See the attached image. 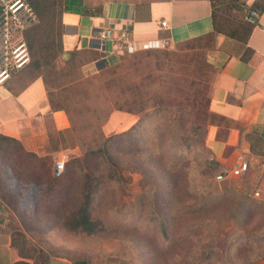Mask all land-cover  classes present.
Returning a JSON list of instances; mask_svg holds the SVG:
<instances>
[{"label":"rangeland","instance_id":"rangeland-1","mask_svg":"<svg viewBox=\"0 0 264 264\" xmlns=\"http://www.w3.org/2000/svg\"><path fill=\"white\" fill-rule=\"evenodd\" d=\"M23 39L30 52L24 35ZM195 46L201 51L200 55L184 57V47L180 46L179 49L159 48L155 52L142 54L143 60L150 62V67L145 68L159 76L152 88L160 89L172 62L177 66L188 63L201 65L209 51L203 49L200 42ZM170 50L173 51L171 55L167 53ZM133 55L128 56L130 66L135 61L133 57L136 55ZM58 58L46 70L47 79L45 75L37 77L31 71V52L21 68H17L18 63L13 57L7 60L0 58V70L5 68L6 62L10 73L6 83L12 82L11 88L17 93L39 78L47 81V93L48 88L49 91L55 87L64 90L57 96L66 99L70 105L74 124L86 143L91 144L97 129L103 130L105 136L124 132L126 129L115 130L122 125L119 120L110 121L111 115L106 118L108 104L105 98L109 96L111 100L114 99L116 91L108 90L101 84L99 73L109 67L96 72L95 77L90 78L92 83L86 85L83 80L86 76L81 77L79 69L83 59L78 56L69 62V59ZM134 68L132 66L130 69ZM109 71L101 74L104 79L111 74ZM139 72L144 74L141 70ZM212 76H209V81ZM133 78L139 79V75ZM202 87L204 92L208 90V87ZM83 89L88 95L82 92ZM88 96L91 97L89 103L104 109L99 122L93 120L92 114V120L83 116L86 113L80 114L87 110L83 108L88 103ZM201 114L197 113L191 118L195 122L182 125L181 128L169 124L163 113H151L148 116L137 114L139 118L134 124L137 131L132 133V138L121 136L113 139L117 141L116 161L123 177L122 181L103 177L101 190L94 194L91 212L95 218L103 221L104 226L102 232L96 234L75 232L63 224L70 211L83 201L79 194L74 197L81 177L69 182L65 180L60 189L51 188L42 163L35 162L29 168L28 160L13 151L1 154L0 210L5 213L16 246L36 259V262L46 258L37 257L38 249H43L48 258L70 257L88 264H180L183 260L187 264H256L264 260L263 208L259 205L255 207L253 226L249 218L253 213L249 211L250 201L244 199L239 208L234 202V197L242 198L237 192L243 193L244 198L250 197L262 203L264 197L255 194L257 188L249 183L247 173L221 180L217 178L223 169H217L211 163L212 155L205 141L207 124ZM106 124L107 130L104 129ZM43 125L46 141L42 146H38L37 140L30 142L24 139L22 143L40 155H51L56 150L52 158L44 157V164L48 163L49 171L55 177V161L60 158L68 161L71 155L83 154L86 145L77 142L70 128L65 136L70 144L67 142L69 149L62 148L63 143L57 144V138H54V143L51 142L56 136H51L52 129ZM104 168L109 173V165L106 164ZM170 168L179 177L178 195L175 192L168 194ZM58 192L59 196H56ZM224 201L230 203L222 206ZM217 205L216 211H205L206 207ZM161 223L168 228V237L161 231ZM254 227L256 231H253ZM173 234H176L177 243L182 238L180 245H173L176 241Z\"/></svg>","mask_w":264,"mask_h":264},{"label":"crops","instance_id":"crops-1","mask_svg":"<svg viewBox=\"0 0 264 264\" xmlns=\"http://www.w3.org/2000/svg\"><path fill=\"white\" fill-rule=\"evenodd\" d=\"M84 4L98 13L62 14L63 52L58 59H70L72 52L79 53L86 75L120 62L126 54L113 39L101 40L99 34L103 29L110 28L116 34L125 27L137 43L166 39L168 48L214 31L211 0H84ZM246 4L249 7L254 0H246ZM254 23L248 42L215 32L214 47L208 52V61L216 68L208 83V108L219 120L227 122H209L205 141L212 158L223 169L248 163L245 173L249 183L257 188L255 194L264 197V10ZM248 47L254 52L249 59H244ZM11 83L0 84L1 134L20 141L37 140L38 146H42L46 141L43 124L52 129L51 136L69 132L67 113L53 109L50 104L47 81L39 78L19 93L11 88ZM138 118L137 114L115 110L110 121L119 120L122 125L115 130H124ZM21 260L36 263V259L20 254L5 213L0 210V264ZM50 264L72 262L67 257L56 256ZM256 264H264V260Z\"/></svg>","mask_w":264,"mask_h":264},{"label":"trees","instance_id":"trees-1","mask_svg":"<svg viewBox=\"0 0 264 264\" xmlns=\"http://www.w3.org/2000/svg\"><path fill=\"white\" fill-rule=\"evenodd\" d=\"M33 11L35 12L37 18L36 21L27 27L23 31L30 52L32 54V63L30 64L31 71L37 74V77L42 75L46 76V70L53 63L55 64L56 59L63 52L62 44V34H63V23L62 14L64 12H75V13H87L96 14V10L92 11L85 4L84 0H27ZM213 4V16H214V31L208 33L207 35L196 37L190 40H186L178 43L174 49H179L178 46L184 47L183 56L188 57L189 55H200L201 51L195 46L199 42L202 43L203 49L209 51L214 47L215 32L225 34L227 36L236 38L238 40L248 42L249 37L254 29L255 23L249 21L246 18V14L249 9L255 8L261 13L264 10V0H254V4L247 6L246 0H211ZM154 50H140L130 54L126 53L120 62L112 65H107L104 68L109 67L111 73L108 78H103L101 74L106 73V69L99 73L102 81L108 90L116 91L114 93V99H110L109 96L105 98L108 104L106 109V118L109 117L115 110L124 111L132 114H143L142 116H148L151 113L165 114V119L167 122L172 123V125H177L181 128L183 125H188L195 122L191 118L196 116L197 113L201 112L205 117V122H220L226 123V120H219L213 113L209 111V97L208 90L204 92L202 86L208 87L210 82L208 79L215 72V66L208 61V54L205 55L203 65H190L189 63L185 66H177L176 63L172 62L169 65V70L163 77L160 84V89H153V83L158 79L159 76L155 75L150 69H146L145 66L150 67L147 61L143 60L142 54H147L150 52H155ZM181 50V48H180ZM173 51H168L169 55ZM193 52V53H190ZM253 49L247 48L244 53V59H249L253 54ZM136 55L135 61L132 62L131 66L128 65V56ZM133 55V56H134ZM80 57L79 53L72 52V57L68 60L69 62L74 61L77 57ZM81 58V57H80ZM83 61L80 62L79 69L81 70V77H85L84 82L86 85L92 83V79L97 73L84 74L82 71ZM134 66L135 68L131 70ZM143 66V68H141ZM161 67V65L159 66ZM103 68V69H104ZM144 72L140 73L139 71ZM100 72V71H99ZM83 74V75H82ZM211 74V75H210ZM139 75V79H134L133 77ZM94 76V77H93ZM210 76V77H209ZM202 85V86H201ZM199 86V87H198ZM202 87V88H201ZM200 88V89H199ZM87 89V88H84ZM82 90L86 95L87 91ZM59 87H55L48 92L50 104L53 109L64 110L67 113L70 124L72 127V132L79 144L86 145L85 151L81 155H71L69 160L66 161V167L64 173L61 176L52 177V173L49 171L50 167L48 163L44 164V157H53V155H40L34 151L27 149L22 141L19 139L4 135L0 133V155L6 153H12V151L22 158L28 160L27 166L32 167L33 163H42L44 165V171L47 176L48 185L51 188L59 187L63 185V182L73 180L74 178L81 177L79 188L75 191L76 195L74 197H83V201L80 206L75 208L66 217L63 224L68 229L78 232H85L89 235L102 232L104 229L103 221L95 218L92 215L91 208L93 203V197L96 192L100 191L103 186V180L105 178L112 181H122V170H120V165L117 163L118 154L115 150V143L113 139H117L121 136H126V139L132 138V133L137 131L135 125L126 129L124 132L117 133L112 136H105L103 130L95 131V136L91 139V144L86 143L85 138L81 136V132L78 126L74 124V115L70 105L66 102V99L61 98L57 94L63 92ZM175 92V93H174ZM87 105L83 109H87L86 112L81 111L80 114L89 120L101 121L102 113L104 109H99L89 103L91 97L87 98ZM204 108V109H202ZM223 119V118H222ZM190 120L192 122H190ZM258 134V133H256ZM53 137L57 138L56 143H63L62 148L69 147V141L65 137L64 132ZM68 142V144H67ZM131 143V142H130ZM125 149V148H124ZM209 150V149H208ZM56 151V150H54ZM211 163L215 168H222L215 159L211 158ZM55 164V163H54ZM109 165L108 171L105 165ZM46 167L48 170H46ZM39 168V167H38ZM171 169V168H170ZM223 169V168H222ZM172 170V169H171ZM170 171L168 176L169 187L168 194L172 195L174 192L180 191L179 177L173 170ZM227 169H223L222 173H226ZM51 174V175H50ZM21 185V183H18ZM66 184V183H65ZM59 193L56 196H59ZM177 194V193H176ZM241 195L240 199L234 197V202L237 203V208L241 207L244 203V199L249 200V211L253 212L249 216L251 218V224L254 226L255 220V207H259L264 213V203L257 200L251 199L250 197H243V193L237 192ZM178 195V194H177ZM229 201L222 202V206L228 205ZM220 205V204H219ZM206 207L207 210L216 211L218 206ZM220 205V206H221ZM252 210V211H251ZM263 226V224L261 225ZM161 231L165 236H169L168 228L161 223ZM256 231V228H253ZM176 238V234H173ZM182 243V238L180 237V242L174 241L173 245ZM206 247H211L207 246ZM37 257L43 258V261L38 260L36 263H31L26 260H21L15 264H50L52 258H48L43 249L36 250ZM20 254L24 257H31L25 251L20 250ZM46 255V256H45ZM71 260L72 264H88L86 261H77L74 258L67 257ZM180 264H187L183 260Z\"/></svg>","mask_w":264,"mask_h":264},{"label":"built area","instance_id":"built-area-1","mask_svg":"<svg viewBox=\"0 0 264 264\" xmlns=\"http://www.w3.org/2000/svg\"><path fill=\"white\" fill-rule=\"evenodd\" d=\"M259 11L255 8L250 9L246 18L251 22H256ZM36 14L27 0H0V58L9 59L13 57L17 64V68L23 67L30 52L25 40L23 39V31L36 21ZM163 26H167L166 21H162ZM17 32V34H15ZM20 34V35H18ZM102 41L113 39L122 46L126 53H134L143 49H159L167 48L168 41L166 39H148L141 43H137L130 38L128 28H121L116 34L110 28L103 29L99 34ZM4 61V60H3ZM5 68L0 70V84H3L10 77L7 63ZM6 74L5 76H2ZM2 76V77H1ZM66 167V159L60 158L55 161L54 174L62 176ZM248 163L242 162L236 167L230 168L226 173L219 174L218 179H224L231 176H238L248 170Z\"/></svg>","mask_w":264,"mask_h":264}]
</instances>
